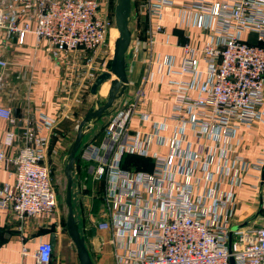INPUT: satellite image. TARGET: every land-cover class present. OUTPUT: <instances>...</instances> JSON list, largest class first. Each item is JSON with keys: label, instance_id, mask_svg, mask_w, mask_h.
<instances>
[{"label": "built area", "instance_id": "1", "mask_svg": "<svg viewBox=\"0 0 264 264\" xmlns=\"http://www.w3.org/2000/svg\"><path fill=\"white\" fill-rule=\"evenodd\" d=\"M106 3L0 0V30L7 38L16 35L19 45L32 33L50 50L83 54L80 66L87 71H81L77 86L85 90L95 67L89 53L111 30ZM173 8L184 24L205 31L206 39L200 47L182 43L179 65L175 59H155L180 77L170 83V114L157 121L140 109L138 90L113 109L102 143L80 150L78 158L92 165L94 180L107 182L103 206L109 219L95 227L110 230L116 264H231L230 259L264 264V224L248 230L232 226L237 194L251 170L258 173L256 191L264 212V147L252 163L238 148L242 126L264 125V0H145L150 60L155 36L164 33V13ZM17 18L24 20L20 26ZM7 65L0 59V69ZM0 119L16 123L4 106ZM133 120L137 126L131 129ZM18 137L22 145L15 158L0 151V163L12 167L14 178L12 186H0V210L20 225L38 217L55 219L57 193L43 163L48 138L26 126L19 136L6 132L2 145L10 147ZM124 155L151 159L152 170H122ZM53 253L49 242H39L32 254L23 247L20 264H50Z\"/></svg>", "mask_w": 264, "mask_h": 264}, {"label": "crops", "instance_id": "2", "mask_svg": "<svg viewBox=\"0 0 264 264\" xmlns=\"http://www.w3.org/2000/svg\"><path fill=\"white\" fill-rule=\"evenodd\" d=\"M113 2L114 0H107L105 9L107 10ZM131 12L134 15V17L131 15L134 25L127 52L129 56L128 84L119 102L122 106L126 105L131 98L137 96L140 90L143 101L140 109L150 111L153 118L159 121L171 112L170 83L180 77L168 74L166 67L157 64L155 59L167 57L175 59V64L179 65L182 60L181 44L187 40L191 46L200 47L206 39V34L205 31L198 30L192 25L184 24L176 9L166 10L162 21L164 33L155 36L150 60V53L146 46L147 20L142 5L131 6ZM16 20L19 26L24 22L18 18ZM142 20L144 25L143 29H140ZM30 26L31 30L35 28L33 22H30ZM97 55L98 51L89 53V57L94 62ZM82 58L83 54L80 53L64 55L50 50L45 41L37 43L32 33H26L22 45H19L16 35L7 38L0 30V59L8 64L6 68L0 69L2 74L0 106L9 108L16 120L14 125L9 126L6 121L0 119V151L6 158H15L22 145L18 137L10 147H4L2 142L6 132L11 131L19 136L24 127L30 126L48 138L43 163L49 168L50 173L52 167L60 163L59 155L64 151L65 145L71 141V136L74 130L77 131L80 123L77 122L80 115L78 108L81 105L84 89H79L77 85L81 81V71L85 70L80 66L82 61L85 62ZM204 67V63L200 61L199 68L204 69ZM92 85L93 82L89 85V90ZM112 114L113 110L102 118L101 122L98 121L100 124L95 133L93 129L98 122L90 124L85 129L80 150L85 145L91 144L96 147L102 143L103 130ZM42 120L53 121L54 124L46 127ZM136 126L137 121L133 120L130 124L131 129ZM238 133V148L243 157L252 163L264 147V125L242 126ZM85 137L86 141H84ZM120 168L134 172H150L152 160L124 155ZM91 169V164L78 158L73 172L79 179H72L71 201L74 217L94 264H116L110 230H99L95 227L99 223L108 222L109 219L108 212H105L103 206V194L107 182L104 179L95 181ZM11 170V166L5 168L0 163V186H12L14 178L10 173ZM256 177L258 173L251 170L242 181L237 194L238 203L232 215L233 227L239 226L248 230L264 224V212L260 209L256 191L259 179ZM76 187L80 194L78 201L74 198ZM222 189L225 191L226 187ZM142 212L140 210L136 213L142 214ZM65 218L63 210L57 207L55 219L38 217L20 225L12 220L9 211L0 210V264H20L23 247L32 254L39 242L51 243V241H54V253L50 264H67L63 256L56 257L62 248L67 249L72 245L66 234ZM27 260L31 262L32 258L29 257Z\"/></svg>", "mask_w": 264, "mask_h": 264}, {"label": "water", "instance_id": "3", "mask_svg": "<svg viewBox=\"0 0 264 264\" xmlns=\"http://www.w3.org/2000/svg\"><path fill=\"white\" fill-rule=\"evenodd\" d=\"M131 13L130 0H116L114 7V21L118 31V38L114 42L113 58L111 60L109 73L101 74L92 85L91 93L95 94L98 86L109 80L110 85L105 103L90 109L80 121L74 141L71 143L67 153V163L64 167L66 178V190L64 204L66 207L65 230L66 234L75 248L79 264H94L85 246L84 237L79 232L78 223L75 220L71 201L72 172L78 161L84 131L92 123L100 121L109 114L114 101L120 98L126 91L128 84L126 53L128 51L131 32L128 27ZM235 230V229H234ZM54 247V241H51ZM233 264V260L230 259Z\"/></svg>", "mask_w": 264, "mask_h": 264}, {"label": "rangeland", "instance_id": "4", "mask_svg": "<svg viewBox=\"0 0 264 264\" xmlns=\"http://www.w3.org/2000/svg\"><path fill=\"white\" fill-rule=\"evenodd\" d=\"M144 1L145 0H130L132 7L135 6L136 4L142 5V3ZM115 4H116V0H114V2L111 4V6L105 11L106 16H107V18L110 22V25H111L110 26L111 30L109 32L107 39H106V42L96 50V51H98V55L96 56L95 67L92 69V71L94 72V76H95V77H93V81H91V82H93V84L95 83V81L97 80V78L101 74L109 73L111 60L113 58L114 42L118 38V31H117V28L115 26V21H114ZM131 15L134 17L133 12L130 13V19H129V23H128V27L130 29V32L133 29V25H134V23H133L134 21L131 20ZM143 25H144V20H142V22L140 23V29H143ZM126 61H127V68H128L129 56L127 55V53H126ZM109 85H110V82H109V80H107L102 85L97 87L95 94H91V90H89V89H85L82 92L81 105L78 108V110L80 109L79 119L77 120L78 123L83 119L84 115L90 109H96L98 104L102 105L103 103H105L106 98H107ZM120 98H117L114 101L110 111L115 109L116 107L120 108L122 106L121 102H119ZM104 121L106 122L105 119H104ZM100 122H98L97 125L94 127V129H93L94 133L97 131V129H98L97 127L99 126ZM75 133H76V130H74V133L71 136V141L69 143H67V145H65L64 151L62 152L61 155H59L61 158L60 163L55 164L51 170V179H52L53 186H54L56 193H57L58 207L63 210L65 215H66V207L64 204V199H65V190H66V178H65L63 171H64V167L67 163V160H68L67 153H68V150H69L71 143L74 141ZM84 141H86V137L84 138ZM72 179H79V178L75 177L74 172H72ZM78 193L79 192H78L77 187H76V190L74 189L75 201H78V199L80 197L79 196L80 194H78ZM71 194H72V189H71ZM59 256H63V259L65 260V262L67 264H78V259H77V255H76L75 248H74L73 244L71 246H68L67 249L62 248L57 253L56 257H59Z\"/></svg>", "mask_w": 264, "mask_h": 264}]
</instances>
